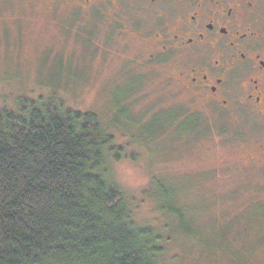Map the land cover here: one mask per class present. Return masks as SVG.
<instances>
[{"label": "rangeland", "instance_id": "374dc122", "mask_svg": "<svg viewBox=\"0 0 264 264\" xmlns=\"http://www.w3.org/2000/svg\"><path fill=\"white\" fill-rule=\"evenodd\" d=\"M75 20L50 0H0V107L52 95L112 125L125 158L110 159L109 177L133 199L138 222L165 227L163 263L264 264V184L250 147L203 116L199 133L197 117L177 121L187 100L169 84L172 56L144 65L154 42L141 44L134 31L126 42L119 34L111 40L106 29H81ZM138 20L146 32L160 22L151 12ZM153 178L176 192L184 218L156 212Z\"/></svg>", "mask_w": 264, "mask_h": 264}, {"label": "trees", "instance_id": "16d2710c", "mask_svg": "<svg viewBox=\"0 0 264 264\" xmlns=\"http://www.w3.org/2000/svg\"><path fill=\"white\" fill-rule=\"evenodd\" d=\"M108 126L52 95L0 107V264H165V227L138 222L109 177L123 145ZM156 183V212L184 218L176 192Z\"/></svg>", "mask_w": 264, "mask_h": 264}, {"label": "flooded vegetation", "instance_id": "af4514ba", "mask_svg": "<svg viewBox=\"0 0 264 264\" xmlns=\"http://www.w3.org/2000/svg\"><path fill=\"white\" fill-rule=\"evenodd\" d=\"M50 2L77 13L78 28L106 29L111 40L119 34L125 42L134 31L141 44L154 42L158 50L144 65L172 56L169 84L187 100L177 121L203 116L211 128L236 131L264 184V0ZM150 12L160 22L146 32L138 18Z\"/></svg>", "mask_w": 264, "mask_h": 264}]
</instances>
